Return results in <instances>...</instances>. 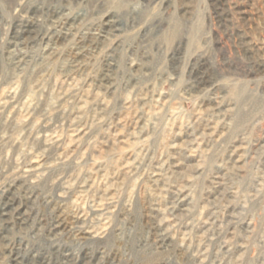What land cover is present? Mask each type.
Here are the masks:
<instances>
[{
	"label": "rangeland",
	"instance_id": "374dc122",
	"mask_svg": "<svg viewBox=\"0 0 264 264\" xmlns=\"http://www.w3.org/2000/svg\"><path fill=\"white\" fill-rule=\"evenodd\" d=\"M0 264H264V0H0Z\"/></svg>",
	"mask_w": 264,
	"mask_h": 264
},
{
	"label": "bare ground",
	"instance_id": "6f19581e",
	"mask_svg": "<svg viewBox=\"0 0 264 264\" xmlns=\"http://www.w3.org/2000/svg\"><path fill=\"white\" fill-rule=\"evenodd\" d=\"M78 220V219H77Z\"/></svg>",
	"mask_w": 264,
	"mask_h": 264
}]
</instances>
